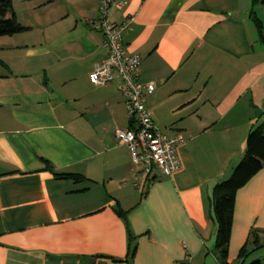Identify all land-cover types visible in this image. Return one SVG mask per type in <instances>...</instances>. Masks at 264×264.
Returning a JSON list of instances; mask_svg holds the SVG:
<instances>
[{
	"label": "crops",
	"instance_id": "crops-1",
	"mask_svg": "<svg viewBox=\"0 0 264 264\" xmlns=\"http://www.w3.org/2000/svg\"><path fill=\"white\" fill-rule=\"evenodd\" d=\"M11 1L26 30L0 37V264H206L208 251L216 261L211 190L264 122L253 1L113 9L114 22L135 17L124 44L141 57L140 81L156 86L152 120L185 140L181 170L149 183L114 136L129 127L118 83L89 79L106 57L98 1ZM252 230L264 232V167L236 193L230 264Z\"/></svg>",
	"mask_w": 264,
	"mask_h": 264
},
{
	"label": "built area",
	"instance_id": "built-area-1",
	"mask_svg": "<svg viewBox=\"0 0 264 264\" xmlns=\"http://www.w3.org/2000/svg\"><path fill=\"white\" fill-rule=\"evenodd\" d=\"M97 1L99 17L92 24L103 36L102 47L106 57L94 65L89 79L95 86L118 83L125 100L129 127L116 129L114 136L119 144L129 150L137 178L149 183L154 172L171 177L182 168L178 150L185 140L181 134L172 137L162 134L146 108V97L155 91L156 86L140 81L138 68L141 57L129 54L124 44V35L135 23V17L114 22L111 13L113 9L122 8L124 2Z\"/></svg>",
	"mask_w": 264,
	"mask_h": 264
},
{
	"label": "trees",
	"instance_id": "trees-1",
	"mask_svg": "<svg viewBox=\"0 0 264 264\" xmlns=\"http://www.w3.org/2000/svg\"><path fill=\"white\" fill-rule=\"evenodd\" d=\"M252 1L254 5L258 2L264 5V0ZM253 19L259 37L264 43L262 23L255 16H253ZM25 30L26 28L21 26L15 18L12 1L0 0V37L12 36ZM241 160L231 180L224 184L216 183L211 190V213L216 226L214 255L218 264H230L228 262V248L231 237L236 193L264 167V122L255 126L249 132L246 151ZM56 176L60 179H71L74 181L82 180L81 176L73 174H56ZM263 233L264 232L258 230H252L250 232L246 244L239 252L238 258L240 259V264H247L249 260H253L249 264H264V260L253 258L256 252L264 248V242H262V238L260 237V234ZM135 248L136 246L133 247L132 253H134ZM209 255L210 251L206 253L207 257Z\"/></svg>",
	"mask_w": 264,
	"mask_h": 264
},
{
	"label": "rangeland",
	"instance_id": "rangeland-1",
	"mask_svg": "<svg viewBox=\"0 0 264 264\" xmlns=\"http://www.w3.org/2000/svg\"><path fill=\"white\" fill-rule=\"evenodd\" d=\"M254 12H255V16L257 17V19H259L260 20V22L262 23V33H263V36H264V5L261 3V2H258V3H256L255 5H254ZM251 26H254L255 28H256V24H255V22L253 21V20H251ZM256 36H257V38H256V44H257V47L259 48V49H262V43L260 42V37H259V34L258 33H256ZM261 45V46H260ZM264 248H262V249H260L258 252H256L255 253V256L253 257L254 259H257V258H259V259H261L262 261L264 260ZM238 261H239V263L238 264H240V259L238 258ZM253 260H249L248 262H247V264H249V263H251Z\"/></svg>",
	"mask_w": 264,
	"mask_h": 264
},
{
	"label": "water",
	"instance_id": "water-1",
	"mask_svg": "<svg viewBox=\"0 0 264 264\" xmlns=\"http://www.w3.org/2000/svg\"><path fill=\"white\" fill-rule=\"evenodd\" d=\"M51 91V90H50ZM241 159H235L231 162L227 172L217 181L218 184H224L231 180L233 174L235 173L236 169L239 167L241 163ZM206 264H217L215 259L212 256H208L206 259Z\"/></svg>",
	"mask_w": 264,
	"mask_h": 264
}]
</instances>
